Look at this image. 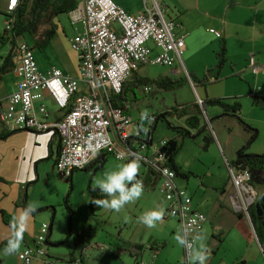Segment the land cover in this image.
I'll list each match as a JSON object with an SVG mask.
<instances>
[{"label": "crops", "instance_id": "obj_1", "mask_svg": "<svg viewBox=\"0 0 264 264\" xmlns=\"http://www.w3.org/2000/svg\"><path fill=\"white\" fill-rule=\"evenodd\" d=\"M114 1L129 12L139 13L143 11L144 0H138L136 4L132 5H129L126 0ZM8 2L9 0H0V66L9 57L11 70L2 74L0 78V101L6 99L15 91L19 80L15 72V45L12 38L5 33V14ZM83 2L84 0H79L78 5ZM162 4L167 17L179 21L181 24L180 32L185 33L183 63L186 75L193 73L199 78L204 76L207 69L217 62L216 51L219 48L221 38L226 40L227 63L221 73V81L216 83L228 80L234 84L236 83L235 80H238L237 82L241 84L239 85L240 89L232 94H226L225 92L218 95L210 89V86L214 85L212 83L207 88L208 96L227 98L226 102L229 104L237 100L241 104V110L237 112V115L248 122L250 126H258L261 129L259 125L261 120H256L255 115L258 113L264 114V102L261 100L264 95V72L254 74L249 66V58L254 56L264 68V0H162ZM69 13L59 14L51 18L50 23L54 27V34L48 44L39 51L40 56L38 58L36 57V49L34 51L41 71L47 72L52 67H57L65 74L77 77L79 75V57L78 53L71 47V39L82 30V25L80 23L72 24ZM47 25L45 23L44 26L40 27V30ZM215 31L220 35H217ZM27 36H25V39ZM29 38L32 41V37L29 36ZM62 47L64 49H61ZM46 50L52 52L65 51L67 54L65 53L63 56L58 54L60 63L52 64L44 56ZM68 52L70 57L66 56ZM228 65L230 71L226 69ZM143 67L134 74L145 77L142 74ZM180 72L181 68L177 67L172 69L171 76L169 74L164 76L172 77V74ZM133 77L134 75L129 80ZM193 87L202 90L201 92L196 90L198 96H205L204 87ZM88 91V86L81 83L77 94H87ZM44 101L50 112V119L56 120L63 115L64 111L57 107L48 93H45ZM195 102L196 100L191 104ZM181 103L179 104L186 108V104ZM192 110L194 109L192 108ZM165 111L163 110L162 113ZM247 111L251 112L250 116H247ZM219 112V110L215 112V115H218ZM221 112L222 114L218 115L219 118L233 116L234 119H237L232 113L227 114L222 108ZM130 115L133 118L131 113ZM182 119L185 120L184 117ZM210 121L208 119V122ZM182 125L186 127L185 122ZM243 130L245 131L244 127ZM248 134L250 137L251 133ZM146 135H149V133H146ZM161 143L160 149L163 147ZM218 145L225 154L226 150L219 140ZM60 148V138L55 133L33 130L10 131L0 122V243L10 238L13 218L18 216L27 206L34 205L35 211L29 218L19 251L26 247H36V239L43 234L46 237L45 248L47 254L53 258L57 257L50 248H56L64 240L63 237H66V235L68 237L70 234V231L65 228L62 234L63 239L60 238L61 236L56 235L54 225L55 205L62 201V196L67 194L68 191V181H63L55 169V162ZM237 150L238 146L236 152ZM255 152L262 153L257 150ZM255 152L252 151V153ZM101 156H98L86 169L78 171L96 169ZM230 156L232 158H229ZM236 157L234 149L232 154L229 152V156L226 154L224 158L226 161L231 162ZM107 159L106 156L104 165ZM175 162L180 169L176 177L177 185L184 188L192 197L193 208L201 211L207 217L203 230L197 236L200 239L196 240V244L202 242L210 254L206 264H264V255L254 235L251 221L246 216L235 213L230 206L229 195L233 192V187L229 176L227 179L226 167L215 160L200 174L192 170H185L178 157H176ZM97 170L93 172L92 176L95 175ZM76 175L77 171L71 176L72 182ZM148 175L143 171L140 176L137 174L136 178L139 177L144 180L145 187L143 189L148 191L156 189V192H158V179L152 178L151 182H146ZM197 175L202 176L197 177ZM24 196H26V200ZM91 199L92 193L87 191L85 201L90 203ZM164 201L162 200V204L159 206L163 211L164 218L167 220L164 221L165 224L161 226L160 231L149 230L146 226L145 228L142 227V235H137L133 240H130L126 248H121L123 252L128 251L130 255H135L136 251L132 250L134 244L148 246L156 243V258H151L152 249L147 247L143 251L144 253L136 259L150 256L148 260L152 264H180L184 246H179L175 237L177 234H182L181 223L177 218L167 213L166 202L164 203ZM70 204L75 207L73 203ZM93 206L98 208L95 204ZM53 215L54 220L51 223ZM170 218L173 221H169ZM45 223L49 224V230L43 228ZM81 223L75 224L74 222L71 225L72 230L79 231ZM50 230L51 235L48 236ZM67 241L71 246L69 249V253L73 257L71 260L82 262L86 258L88 259V252L92 248L100 251L110 250L109 247L104 245L91 243V237L89 245L83 251L77 248L73 237H70ZM101 246L103 248H100ZM168 249H176L177 255L171 262H167L168 257L160 261L162 252ZM229 250L235 253V256L227 258ZM18 252L12 254L16 257V264H18ZM0 257L2 259L0 264H9L2 253H0ZM34 264H43L42 259H36Z\"/></svg>", "mask_w": 264, "mask_h": 264}, {"label": "built area", "instance_id": "obj_2", "mask_svg": "<svg viewBox=\"0 0 264 264\" xmlns=\"http://www.w3.org/2000/svg\"><path fill=\"white\" fill-rule=\"evenodd\" d=\"M19 2L9 0L5 14V31L11 38ZM166 14L162 0H144L143 11L139 13L127 11L114 0H84L69 13L72 24L82 25V30L71 39V47L79 57L77 77L65 74L57 67L41 71L34 47L25 38H17L15 72L19 80L15 91L0 101V122L10 131L57 134L61 148L55 169L66 181L75 171L86 169L101 155L120 157L118 160L126 163L136 160L144 164L147 173L158 179L157 189L166 202L167 213L180 221L186 240L196 244L206 215L193 208L192 197L177 185V172L168 164L166 153L161 149L154 150L148 143L149 135H143L140 123L130 115L131 103L114 106L108 102L122 92L124 82L144 65H164L173 69L183 65L185 33L180 32V22ZM249 66L254 74L264 72L254 56H250ZM187 77L194 86L189 75ZM81 83L88 86L87 94H77ZM143 91L149 94L154 89L152 85H145ZM45 93L64 111L59 119H50ZM202 102V97L197 95L196 103L202 106ZM150 117L149 130L156 120L155 116ZM130 124L135 127L132 135L127 130ZM131 136L135 138L129 141ZM167 141L163 140L161 145L166 146ZM93 149H96L95 154ZM227 166L233 187L229 195L230 206L235 213L251 221L249 209L259 198L252 181V170L229 162ZM136 179L142 181L144 188V180ZM43 228L49 230V224H43ZM253 230L264 255L254 226ZM45 242V235H39L36 247L19 251L18 264H34L38 258L43 264H56V259L47 254ZM191 253L192 249L184 246L180 264H193ZM156 256L157 249H152L151 258ZM70 263L81 264V261L71 260ZM133 264L152 262L137 258Z\"/></svg>", "mask_w": 264, "mask_h": 264}, {"label": "rangeland", "instance_id": "obj_3", "mask_svg": "<svg viewBox=\"0 0 264 264\" xmlns=\"http://www.w3.org/2000/svg\"><path fill=\"white\" fill-rule=\"evenodd\" d=\"M126 1L129 5L136 4L138 2V0ZM26 39L31 45H33V42L29 36H27ZM61 49L64 48L62 47ZM35 51L36 57L38 58L40 56V49H36ZM65 53L67 54L65 51L52 52L46 50L44 56L52 64H59L60 61H58V54L63 56ZM66 56L70 57L69 52ZM184 67L185 66L183 63V65H181V72L172 74V78L178 79L187 77ZM227 67L228 68L226 69L230 71L229 65ZM172 69L173 68L164 65H144L142 74L154 79L164 76L165 74H169L171 76ZM235 81L236 83L232 84V82L224 80L223 82L216 84L214 83V85L212 84L209 86L211 90L215 91V94L220 95L225 92L226 94H232L235 91H239V85H241L240 82H237L238 80ZM152 87L155 90V93L153 94H147L143 91L144 88H138V99L136 101H132L133 95L130 94V99L132 98L130 100V113L133 116V120H137L140 123L141 130L145 136L150 128V122L149 119H141L142 112H147L149 116L153 115L157 118L163 110L167 111L168 108L177 106L181 102V104H191L197 99L196 90H199L200 92L202 91L200 88L194 89L189 80L184 82L178 89L174 90L157 89L153 85ZM205 91V95L206 93L208 95V91ZM231 99L233 100L234 98ZM218 110L220 111L218 115H221L222 112L219 106H207L206 112L208 114V119L211 120V122H208L205 114H202L200 126L204 127V131H202V133L196 137H191V135L178 137L177 133L172 128H170L169 123L173 124L174 126L183 127L182 124L185 122V120L179 118V116L173 114L168 115L167 119L161 118L158 120L156 129L154 131V143L152 148L154 150H158L160 149L161 141L177 139L178 144H180V148L175 156V161L176 157H178L179 162H181V165L185 168V170H192L193 172L197 173L204 172L212 164V162L216 160V162H219L221 165L226 167L228 179V161H226L224 157L226 154L229 156V152L232 154L234 149L235 155L237 156L239 149L247 145L249 132L243 130L238 118L234 119L233 116H222L219 118L218 115H215V112ZM250 113V111H247V116H250ZM255 118L256 120H261L259 122L261 129L258 126L253 127L257 131V136L256 139L246 148V151L250 154L252 151L255 152L256 150L264 153V114L258 113L255 115ZM244 122L249 124L245 120ZM231 123L233 124L230 125ZM127 130L130 135H132L135 132L134 125H128ZM191 134H195V130H193ZM205 136H210L212 138V142L208 144L207 148H205ZM218 140L221 141L224 149L226 150L225 154L223 153L224 151L220 150ZM237 146L238 150L236 152ZM262 153L255 152L252 154ZM107 158L108 159L105 165L100 167L94 176H92V174L95 171V168L85 171H77V175L72 182V189L70 182L68 181L67 194L63 195L62 201H58L59 203H56L55 205L56 213L54 225L57 236L59 235L61 236L60 238H62L64 229L67 228V230H70V219L72 224L74 222L75 224H78L79 222L83 223L86 221L90 227L91 243H98L100 245L109 247L110 249H107L106 251L101 250V252L96 248H92V250L88 252L89 258L83 260L81 264H132L135 262L134 260H136V256H133L134 254L130 255L128 251L126 253L123 252L121 248H126L130 243V240H133L139 234L142 235L143 231L141 228H145V225L139 222L138 217L146 211L153 209L162 210L159 205L162 204V200L164 201V199L158 192H156V189H152L150 191L143 189V193L138 200L125 205L119 212L106 210L101 207L93 208L91 203H87L85 201L87 191L91 192L92 188H96V181L102 176L104 171L114 170L119 164L126 163L111 155H108ZM229 158H232V156ZM138 164V176H140L143 171L144 173L148 172V168L144 164ZM201 176L202 175H197V177ZM62 180L65 181L64 179ZM257 187L258 189H262L259 184H257ZM66 200H68L69 204L73 203L75 205V207H72L70 204L74 211L72 216L69 215V212L65 206ZM165 220L167 219L162 216V219L157 222L156 226L149 228V230L160 231L161 226L165 224ZM169 221L173 220L170 218ZM63 238L64 240L61 241L60 244L56 246V248L50 246V249H52L54 254L57 255V257H54L56 259V264H71L70 260L73 258L69 253L71 246L69 245L68 241H65L67 235ZM176 255V249H168L167 251L162 252L160 261L168 257L167 262H171ZM3 256L7 263L16 264L15 255L11 254ZM233 256H235V253H232V251L229 250L227 252V258H231ZM149 257L144 256L140 258L148 260Z\"/></svg>", "mask_w": 264, "mask_h": 264}, {"label": "trees", "instance_id": "obj_4", "mask_svg": "<svg viewBox=\"0 0 264 264\" xmlns=\"http://www.w3.org/2000/svg\"><path fill=\"white\" fill-rule=\"evenodd\" d=\"M79 0H20L18 7L15 11V19L13 23V29L11 30L12 34V42L15 45L17 38L23 37L25 38L26 35L32 37L33 47L34 49H42L46 46L51 39L52 35L54 34V27L50 23L51 18L63 14L69 13L73 9L76 8L78 5ZM45 23L48 25L40 30L41 26H44ZM6 33V31H5ZM4 41V37L2 38ZM216 59L217 62L214 66L207 69L205 75L202 78L197 77L193 73H189V77L194 83V86H202L205 90H207L208 86L212 83H216L221 81V73L224 69V66L227 63V43L226 40L221 38L219 48L216 51ZM11 70L9 66V57L4 60L3 65L0 66V78L2 74ZM238 75V74H237ZM189 80L187 77L174 79L170 76H160L158 78H149L143 77L138 74H134V77L131 80L125 81L122 87V92L115 98L110 99L108 102L114 106L124 105L127 102H130V94L133 95V100L136 101L138 99V88H144L145 85H153L157 89H164V90H174L178 89L184 82ZM144 90V89H143ZM155 93V90L149 94ZM203 102L202 106L205 108V112L201 111V106L198 103H193L191 105L186 104L185 107L178 104L174 106L169 111H165L158 115L154 124L152 125L151 129L148 131V143L153 145V135L156 129L158 120L161 118L167 119L168 115H177L180 118H185L186 127L181 126H174L173 124L169 123L170 128H172L178 137H184L191 134L193 130H195V134L199 135L204 131V127H201V119L202 114H205L208 119V114L206 112V108L208 105L212 106H219L221 107L227 114L232 113L236 116L239 122L243 125L244 129L251 133L248 143L246 146L239 149L237 157L235 160L229 162L234 166H239L241 168L248 167L252 170V172H257L260 175L264 176V154H250L246 151L247 146L252 143L256 139L257 131L250 126L249 124L245 123L244 120L237 115V112L241 110V104L236 100L234 103L229 104L226 102L227 98H220V97H209L206 93L204 97H202ZM261 100L264 102V95L261 97ZM192 106V107H191ZM192 108L194 110H192ZM130 111V110H129ZM193 111V112H192ZM191 134V135H195ZM135 137H129V141L134 139ZM205 148H207L208 144L212 142V138L210 136H205ZM172 143H176V149L172 152V154L168 157V164L176 170L177 174H179V167L176 165L175 156L180 148V144H178L177 139H169L167 141V145L169 146ZM106 160V156H101L99 164L97 165V169L104 165V161ZM152 177L150 174L148 175L146 182H151ZM70 182L71 189H72V180L71 178L67 180ZM92 199L90 203L92 207L94 203L92 200L94 199H105L106 197L99 192L98 189L93 191ZM26 200V196H24ZM65 206L69 212V215L72 216L74 211L70 206L68 200L65 201ZM250 218L252 224L254 226L255 232L258 236L260 244L264 247V216L258 215V210L255 208V205L251 206L249 209ZM54 215L52 218L53 223ZM7 222V220H5ZM72 221L70 219L69 226H70V234L66 238L67 241L70 237H73L76 246L79 250L83 251L90 243V227L89 224L85 221L82 223L81 228L79 231H74L71 228ZM48 236L51 235V230L47 234ZM47 236V238H48ZM7 243V240L0 243V249H2ZM156 243L151 245H144V244H134L132 246V250L136 251V254L133 256H140L143 251L150 247L151 249H156ZM2 261L0 257V262Z\"/></svg>", "mask_w": 264, "mask_h": 264}, {"label": "clouds", "instance_id": "obj_5", "mask_svg": "<svg viewBox=\"0 0 264 264\" xmlns=\"http://www.w3.org/2000/svg\"><path fill=\"white\" fill-rule=\"evenodd\" d=\"M141 119H151L147 112L141 113ZM96 149H93L95 154ZM120 159V157H117ZM139 164L136 160L119 164L114 170H105L102 176L96 181V189L103 194L105 199H94L92 203L106 210L119 212L125 205L138 200L143 193L142 181L136 179ZM35 211L34 205L27 206L18 216L11 221V236L8 238L6 245L0 249L3 255H11L19 251L23 239V233L26 229L30 216ZM163 211L153 209L144 212L138 217L140 223L147 228H153L157 222L162 219ZM176 242L179 246H185L192 249L193 264H206L210 254L205 245L190 244L184 235L177 234ZM200 238L198 237L197 240Z\"/></svg>", "mask_w": 264, "mask_h": 264}, {"label": "water", "instance_id": "obj_6", "mask_svg": "<svg viewBox=\"0 0 264 264\" xmlns=\"http://www.w3.org/2000/svg\"><path fill=\"white\" fill-rule=\"evenodd\" d=\"M201 111L202 112H205V108L204 106H201ZM211 122V121H210ZM191 135V134H190ZM197 134L195 135H191V137H196ZM176 149V143H172L170 144L169 146H164L161 148V151L162 152H165L166 155L169 157L172 152ZM253 175H254V181L257 183V184H261L262 181H264V177L262 175H260L259 173L257 172H253ZM260 200L261 202H258L256 203V209L258 210V215L259 216H262L264 214V192L261 194L260 196ZM263 227H264V223H263Z\"/></svg>", "mask_w": 264, "mask_h": 264}, {"label": "flooded vegetation", "instance_id": "obj_7", "mask_svg": "<svg viewBox=\"0 0 264 264\" xmlns=\"http://www.w3.org/2000/svg\"><path fill=\"white\" fill-rule=\"evenodd\" d=\"M233 165V164H232ZM234 166V165H233ZM253 173V172H252ZM264 177V176H263ZM254 175H253V184H254V186H255V188L258 190V193H259V198H258V200H257V202L256 203H258V202H261V200H260V196H261V194L264 192V181H262V183L261 184H259L261 187H262V189H258V187H257V183L254 181ZM256 203L255 204H253V205H256ZM252 205V206H253ZM255 208H256V206H255ZM262 216H264V214L262 215Z\"/></svg>", "mask_w": 264, "mask_h": 264}]
</instances>
